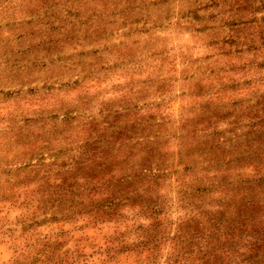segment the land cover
Masks as SVG:
<instances>
[{"label": "rangeland", "instance_id": "obj_1", "mask_svg": "<svg viewBox=\"0 0 264 264\" xmlns=\"http://www.w3.org/2000/svg\"><path fill=\"white\" fill-rule=\"evenodd\" d=\"M0 264H264V0H0Z\"/></svg>", "mask_w": 264, "mask_h": 264}]
</instances>
